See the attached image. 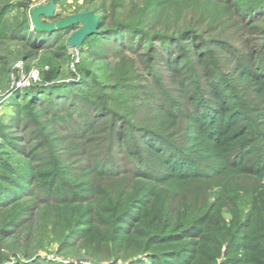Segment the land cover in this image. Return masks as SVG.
<instances>
[{
    "label": "trees",
    "instance_id": "1",
    "mask_svg": "<svg viewBox=\"0 0 264 264\" xmlns=\"http://www.w3.org/2000/svg\"><path fill=\"white\" fill-rule=\"evenodd\" d=\"M249 1L144 0L126 12L122 0L120 12L111 3L88 9L100 42L121 66L126 55L135 58L150 86L131 115L109 105L107 87L89 69L77 72L78 83L12 93V124L0 122L8 160L0 161V264H50L38 255L50 239L59 252L95 264L158 263L159 253L177 264H216L237 244L247 257L264 252V77L250 52L247 67L233 48L247 46L246 26L257 50L264 42V0ZM9 8L0 0V94L13 63L39 52L55 79L65 71L76 79L68 30L14 25ZM102 59L93 53L94 64ZM12 128L23 136L3 134ZM153 206L155 226L138 233ZM208 224L216 233L204 239L199 228ZM185 239L196 240L189 258L166 251Z\"/></svg>",
    "mask_w": 264,
    "mask_h": 264
},
{
    "label": "rangeland",
    "instance_id": "2",
    "mask_svg": "<svg viewBox=\"0 0 264 264\" xmlns=\"http://www.w3.org/2000/svg\"><path fill=\"white\" fill-rule=\"evenodd\" d=\"M250 0L248 3H250ZM50 0H8L9 9L6 11V17L10 19V21L17 25L22 21L31 20L32 11L36 8L47 7L49 5ZM144 0H124V5L126 7V12H129L128 8L131 4L136 5L137 7H141ZM115 6L118 12L121 10L118 8L120 4H122V0H54L55 4V14L53 18L56 16L55 20L47 19L45 17L40 18L42 23L53 24L64 21L68 18H71L75 15L84 14L90 12L88 9H99L102 4ZM110 12V11H109ZM101 16V15H100ZM97 17V16H96ZM264 20V17L262 18ZM218 29H222L218 27ZM234 30V29H230ZM57 31L51 32L55 33ZM249 26L245 27L244 39L248 41L247 46H243L241 42L235 41L233 48L234 52L241 56L243 63L248 67V60H245V57L250 52L249 59H256V71L254 73L264 77V54L260 55V53L264 49V42L262 47L257 50V43H251L252 39L256 37V34H249ZM103 34V33H101ZM101 34H96L95 37L90 38L86 43H84V51L81 48L78 49H70L69 54L73 59V63L71 64V72L76 75V79L71 78L68 71L64 73V79L60 80L54 78V73L50 71V66L44 64L42 61V57L39 52L38 56H33L28 58L27 60H18L14 62L11 73L9 74L10 83L7 86L8 91L3 94H0V122L3 124H12L11 118L14 115V109L10 106L12 100V93L21 92L24 90H34V94L41 93L42 87H48L46 85L54 84V83H78L79 75L77 74L80 69H89L95 73V79L106 86V92L104 95L109 98V105L115 109H119L123 112H126L128 115H131L133 111L138 108L144 101L146 97V87L150 86L147 79L144 76V71L141 70L138 62L135 58L126 55L125 61H128L129 64L126 66H121V57H117L116 52L113 48L106 49L104 42H100L104 37ZM70 35H65L64 38L68 40L69 44ZM99 43V44H97ZM250 48V49H249ZM97 52L102 55L104 59L101 60V64H94L92 62L93 53ZM259 54V57H258ZM258 57V59H257ZM65 68V67H64ZM5 85V84H3ZM119 85V89L111 92L110 89H115ZM81 95V94H78ZM41 99L46 101L48 97L46 95H41ZM264 110V105L262 106ZM66 116H63L62 119L57 120L58 123H61ZM3 134L13 140H17L19 137H22L23 134L16 129H8L3 131ZM1 142V139H0ZM15 144V143H14ZM18 147H21L23 144H15ZM255 152L259 151L257 149H253ZM3 154L0 153V161L6 162L8 161L6 158L1 160ZM0 175L6 177V173L0 169ZM176 206V204L174 203ZM151 209L150 212H148ZM146 211V210H145ZM142 212L141 214V222L137 225L138 233H145L155 226V219L157 218V207H150L147 212ZM145 215V216H144ZM230 220V218H229ZM227 220L228 222H230ZM244 220V219H243ZM214 224V223H213ZM210 227L208 230H205L206 225L201 226V235L204 239H210L215 233L216 228L208 224ZM230 226L228 224L227 228ZM204 229V231H203ZM220 229L217 228V231ZM203 232V233H202ZM178 233V232H176ZM264 236V231L262 232ZM224 239L223 246L225 247L229 240L224 236H220ZM128 238L125 237V240ZM135 242L139 243V240L134 239ZM263 241V240H262ZM261 241V242H262ZM196 240L185 239L181 244H170L166 246V251H172L173 253L178 254H186V258H189L192 254V248L188 245L195 244ZM260 242V243H261ZM46 246L44 249L38 252V255L42 258H46L47 262L50 264H95V262H90L86 260L78 261L74 254L61 251L59 252V242L55 240L46 241ZM123 244V243H122ZM145 255L150 256L157 255V252H153L152 250H148ZM152 252V253H151ZM246 254L238 249L237 246H230L229 249L222 252L216 261V264H240L242 260H246L245 264H264V252L263 249L255 254L254 256L247 257ZM165 255L159 253L158 260L160 262L153 263L150 260L142 259L141 264H177V261H172L171 258L164 257ZM146 258V257H145ZM172 261V262H170ZM37 264H41V261ZM104 264H127L122 261L112 262L111 260L105 262Z\"/></svg>",
    "mask_w": 264,
    "mask_h": 264
},
{
    "label": "water",
    "instance_id": "3",
    "mask_svg": "<svg viewBox=\"0 0 264 264\" xmlns=\"http://www.w3.org/2000/svg\"><path fill=\"white\" fill-rule=\"evenodd\" d=\"M54 12V0H50L47 7L34 9L30 20L31 27L40 33L68 30V34L70 35L68 47L78 50L81 48L86 38L92 37L98 32L99 19L90 12L75 15L58 23L47 24L41 22L40 18H53Z\"/></svg>",
    "mask_w": 264,
    "mask_h": 264
}]
</instances>
